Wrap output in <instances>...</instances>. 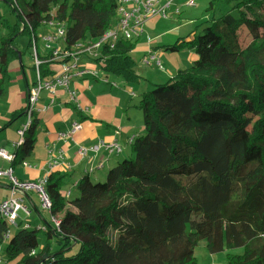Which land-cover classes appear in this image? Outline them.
Returning <instances> with one entry per match:
<instances>
[{"label":"trees","instance_id":"obj_1","mask_svg":"<svg viewBox=\"0 0 264 264\" xmlns=\"http://www.w3.org/2000/svg\"><path fill=\"white\" fill-rule=\"evenodd\" d=\"M137 1L6 0L17 21L0 39V99L20 55L18 35L30 34L37 49V29L52 24L65 30V51L87 47L116 26L124 4L132 3L130 11ZM206 11L203 29L167 48L193 51L197 60L141 93L145 130L129 142L130 155L113 154L120 160L102 177L82 174L75 198L62 191L67 175L50 174L44 191L56 224L11 232L0 215L8 263L198 264L195 248L208 240L211 253L243 250L228 253L226 264H264V0H211ZM154 18L139 37H120L91 59L107 75L138 80L132 53ZM50 65H41L42 76ZM30 127L14 163L34 150L36 119Z\"/></svg>","mask_w":264,"mask_h":264},{"label":"crops","instance_id":"obj_2","mask_svg":"<svg viewBox=\"0 0 264 264\" xmlns=\"http://www.w3.org/2000/svg\"><path fill=\"white\" fill-rule=\"evenodd\" d=\"M164 2V0H160L159 5H163ZM187 2L188 0H174L172 5L167 8V18L158 17L149 21L144 26V32L137 42L136 49L132 53L133 61L135 58H139L145 69L151 70V68L154 67L159 69L158 65L164 66L163 62L169 66V70L165 72H162V68H160V72L151 78L153 82L168 81V79L175 76L179 70L184 69V67L179 69L175 68L174 64H178L179 58L170 56L168 53L174 52L167 51V48L178 43L180 40L187 39L198 26L197 25L191 32H188L192 26V24L189 23L190 20L185 19L184 23L180 18H177L179 21L175 20L176 17L174 16H179L181 13L183 14V11L187 8L190 9V11L185 13L184 16L189 19L192 17L195 9L186 6ZM177 8L180 10L179 15L176 13L178 10ZM169 11L173 16L170 17L168 15ZM198 20L200 19L196 21ZM148 37L151 38L150 43ZM48 46L49 45H47V48ZM64 47L65 45L61 46L60 49L64 50ZM175 53H191L189 62L192 64L197 60V56L193 51L185 50ZM49 54L48 52L40 54L42 64L47 63L46 59L53 57V53L51 56H49ZM86 58L89 59L90 57L83 56L80 57L78 61L54 60L50 63V74H48L47 77L42 76L41 73L39 74H41L42 80L46 82L53 81L56 76L62 75V64H68L67 62H71L70 66L74 67L72 71L77 74L80 70H86L85 67L91 68L88 62H85ZM35 59L37 60V58ZM158 59L161 62H158ZM60 66L61 68H59ZM180 66L184 65L181 64ZM54 69H61V72L54 74ZM86 73L83 76H76V74L72 76L68 89L66 87H57L54 94L48 90H43L39 94L38 105L39 108L42 107L43 110L40 112L37 111L34 116V119L37 120V128L39 126L41 127L39 131H37L36 128V143L34 150L25 160H18L16 163L0 158L1 171L12 169L14 177L18 182L38 184L43 178L47 179L50 165L56 163V168L52 170V173H60L62 176H68L66 183H74V195L70 189H67V191L63 189L62 191H70V198H75L79 196L77 183L80 181L82 174L88 172V170L95 169L93 176L102 177L103 171L101 167L104 164H112L113 167L120 160V156H113V154L109 155L103 150L98 154L89 153L88 156L85 157L77 152L80 148H90L101 140L111 141L113 138L117 139L125 153L128 151L131 152V144L129 142L145 130L144 123L142 122V124L141 120H136L137 110L134 109H137V105H133V103L128 100V94L125 93V91H122L121 96H119L113 94L114 92L111 94L104 93L102 90L103 86H90V82L87 78L92 76L93 79L99 80L98 70H95L91 74ZM163 76L165 78H162ZM37 83L38 76H36L35 81H29L27 78V81H25L24 100L21 99V101L18 102L19 104H15L14 107L11 106L8 110H5L4 106H0L2 109L0 112L1 122L8 118L11 111L15 114L27 107L29 94L33 88L36 87ZM148 83L149 85L146 84V86L158 85L155 83L151 84L149 81ZM113 88L115 89L116 87L113 86L112 89ZM71 92L74 93V96ZM131 94V96L134 95L133 97H135L134 92ZM46 107L47 109H44ZM21 117L24 118L26 116L23 114ZM21 117L13 122L15 123L17 120L21 122L20 127L17 129H14L16 125L9 128L13 123L5 127L10 119L4 126H0V150H5L14 157L18 152V147L16 146L18 132L21 130L23 124L27 122V117L26 120ZM76 123L82 125V131L74 136V140H72L70 144L65 143V139L60 135L70 132L72 125ZM117 130H121L118 136L115 134ZM124 140L127 142L125 146ZM20 158L21 154L18 156V159ZM11 188L12 184L10 180L7 178L0 179V190H2L0 191V202L5 201L11 196ZM2 196L4 197L2 198ZM18 197L31 210V215L29 217L30 219L28 218L24 221V218H22L16 225L27 227L25 224L28 222L36 226H42L41 223L38 224L32 221L33 217L34 219H37V217H40V219L44 218L41 214V210L43 209L40 205L39 193L36 190H31L26 194H19ZM47 213L50 216V213ZM50 222H53L52 217H50ZM2 252L4 253L3 249ZM5 264L9 263L5 260Z\"/></svg>","mask_w":264,"mask_h":264},{"label":"rangeland","instance_id":"obj_3","mask_svg":"<svg viewBox=\"0 0 264 264\" xmlns=\"http://www.w3.org/2000/svg\"><path fill=\"white\" fill-rule=\"evenodd\" d=\"M72 1L73 0H71V2ZM190 1H192V0H188V2L186 3V6H188ZM210 1L211 0H194L195 6H192V8H194L195 10L193 11V15H192V17H190V19L187 18L186 16H184L185 13L190 11V9L187 8L185 11H183V14L181 13V15H179L180 10H179V8H177L178 10L176 13L179 16L175 15V13H174V15H175L174 17H176L175 20L179 21V19H177V18H180L183 23H184L185 19L190 20V22L189 21H186V22H189L190 24H192L191 29L188 30V32H191L193 29H195V27L197 25L198 26H199V24L202 25L203 21L209 20V16H208L209 14L207 13L206 10L209 6ZM156 2H158V1L156 0ZM124 6L128 10V9L132 8V3L124 4ZM157 7L158 8L166 7V3L164 2L163 5H160ZM180 9H182V8H180ZM166 12H167V10H166ZM168 15L170 17L173 16V14H171L170 11L168 12ZM161 17H163V16H161ZM197 19H200V20L196 21ZM16 21H17V16L14 12H12V6L9 3H7L6 0H0V39L2 37H5V36L11 34V32H12L11 28H12V26H14ZM21 27H23V25ZM200 28L203 29L204 26L202 25ZM59 32H61V31L59 30L58 26H54L52 24L42 25L37 29V31H36V37H37L36 44H37L39 54H43L45 52H48V54L50 53L49 56H51V54L53 53V57L49 58L50 60L47 59L48 64L52 63L54 60L55 61H64V60H70V58H76L79 60L80 57L89 56L90 58L89 59L86 58L85 62H88V64L91 66V68L85 67L86 70H82V71L83 72L85 71L88 74H91L95 70H98L99 80L93 79L92 76H89L87 79L90 82V86H103L102 90L106 94H111L112 92H114L113 94H117V95L121 96V94H122L121 92L125 91V93L128 94V100L130 102H132L133 105L138 106L141 93L146 92V91H150L154 87L153 85L152 86L151 85L146 86V84L149 85L148 81L151 84L155 83V84H159V85L167 82V80H163L162 82L159 81L160 83L159 82H153L151 78L156 76L158 74V72H160L159 71L160 67L158 66L159 69H157L155 67L151 68V70L145 69L141 63V60H139V58H135V60H134L135 64H136L134 70H135V73L137 74V76L139 77L138 80L129 79L125 75H122V74L118 75L115 73H109L107 75L105 73V71L100 68V65L96 61L91 59V58H94V55H92V54L86 55V53H84V52L78 53L79 55L76 53H67L68 59H62L60 56L56 55V51H55V50L60 49L61 46L64 45V37L62 35H59ZM58 36H60V38ZM53 37L56 40H54L53 42L47 41L48 38H53ZM31 39H32V36L30 34L18 35L16 38V42H17L18 48H19L18 52L20 55L16 59H13V61L8 66V78H7V81L4 85L5 86L4 87L5 94L0 99V104H1L0 106H4L5 110H8L11 106L14 107L15 104H19L18 102L21 101V99L24 100L25 81H27V78L29 81H35L36 76H38L37 72L41 73V65H42L41 59L40 58H38L37 60L35 59L37 56L36 55V48H35L34 41H33V45H30ZM47 45H49L48 46L49 49L47 48ZM90 45L91 44L84 45V46L88 47ZM72 50L76 51V49H72ZM81 51H84V50H81ZM169 52H171V51H169ZM168 54H170V56H172L174 58H179L178 64H174L175 68H177V69H179L181 67H184V69H186V68H189L193 65L192 63L189 62L191 53H182V54L168 53ZM178 56H180V57H178ZM187 60H188V62H187ZM67 63H68L67 66L71 65V62H67ZM163 64H164V66H162V72L168 71L169 66L164 62H163ZM181 64L184 66H180ZM36 66L38 67L39 70L36 69ZM55 66L58 67L57 65H55ZM59 68H61V66ZM60 70L61 69H54V74L60 73L62 71V70L61 71ZM74 71H75V69H74ZM162 78H165V77L163 76ZM49 82H51V81H49ZM46 83H48V82H46ZM113 86H115L116 88L112 89ZM55 87L57 88V86H55ZM45 88L52 93L53 88H50L49 86H46ZM46 89H44V90H46ZM132 92L135 93V97H133L134 95L131 96ZM39 96L40 95H38V97H37L36 103L39 102ZM28 101H29V98H28ZM27 107H28V104H27ZM27 107L25 110V116L27 117V122L25 124H23L21 130H19V132H18V141L16 143L17 147H21L22 143L24 142V136H25L26 132L31 128L30 126L32 124V121L35 118L34 117L35 113L37 111L40 112L43 110V108L42 107L39 108V105L37 104L36 110H35L33 116L29 119V117H28L29 114L27 113ZM44 109H47V107ZM134 110H137L136 120L137 119L139 121L141 120V123H142L143 122L142 112L139 110L138 107H137V109H134ZM1 111H2V109L0 107V112ZM13 113L14 112L11 111V113L9 114L7 119H4L2 122L0 121L1 127L7 123V121L10 119V117L12 116ZM73 115L75 116L74 113H73ZM26 117H24V118L21 117V118L26 120ZM14 125H16V126H14ZM20 125H21V122L19 120H17L15 123L11 124V126L9 128L14 126V129H17L20 127ZM133 125H135V124H133ZM40 129H41V127L39 126L37 128V131H39ZM81 131H82V125L80 123H76V124L72 125L71 133H73V134L76 133V135H77ZM35 132H36V130H35ZM117 132H118V134H117ZM67 134L62 133L60 136L65 139L64 140L65 143L70 144V142L72 140H74V136H76V135L71 136V135H67ZM115 134L118 136L120 134L119 130L115 131ZM123 139H126V138H123ZM114 140L115 139L112 138L111 141L104 140V142L109 144L112 141L114 142ZM97 144H98V142L90 148H80L77 152L79 154L88 152V154H89V153H91L89 150H96L97 149ZM125 145H127V142L124 140V146ZM102 150L107 152L104 149H102ZM102 150H100L99 152H101ZM107 154L112 155L109 152H107ZM127 154L130 155L131 152L128 151ZM0 158L4 159L6 161H9V162L15 161V157L12 156L11 154H8V152H6L5 150H0ZM51 168H53V169H51ZM54 168H56V163L50 165V170L48 172L49 175L46 173L48 177L50 176V174H52V170H54ZM110 168H112V164L110 165L107 163L101 167L104 174L107 173L110 170ZM93 170H95V169H93ZM0 174L3 175V176H1V178H7L8 180L11 179L10 176H12V178H14V173H13L12 169L5 170V171L0 170ZM5 176H8L10 178L5 177ZM46 180H45V178H43L42 180H40V182L45 183ZM10 182H11V180H10ZM18 183L22 186H29L30 189H35L37 191H38V189L36 187L42 186V184H39V183L38 184L22 183V182H18ZM63 189H64V191H67V189H70L73 193L75 191L74 183L73 182H67L63 186ZM0 191H2V190H0ZM11 193L13 194V191ZM65 194H66L65 197H68L71 193L69 191V192H65ZM73 195H74V193H73ZM3 197L4 196H2V198ZM51 203H52V201H51ZM40 205H41V203H40ZM28 213H29L28 215H30L29 210H28ZM41 214L44 216V218H43L44 220L40 219V217H37V219H34V217H33L32 221L35 223H38V224L41 223L42 226L39 225L38 227L43 229V227L45 226V222H48V223L50 222V216L48 215L47 212H45L43 210H41ZM22 218H24L23 219L24 221L27 220V216H24L22 213H20V214L18 213V217L15 220V223H11L7 219H5V218L4 219L8 222L9 228L11 229V232H14L18 228V225H16V224H18V221L21 220ZM0 220H1V217H0ZM52 220L54 223L56 222L55 219H52ZM25 225L29 226V223L27 222ZM110 236L114 238L115 232L112 231L110 233ZM4 239L5 240L8 239V234H6L4 236ZM38 239H39L38 249L40 251L41 247L44 246L45 237L41 233H39ZM1 248L3 249V251H5L6 246L4 245V246L0 247V264H5V259L3 258L4 253L2 252ZM228 253H231L234 255H242L243 250L237 249V250H233L230 252L223 251V252H219V253H211L209 251V241L208 240H201L198 243L197 247L195 248V257L197 259L198 264H226ZM20 260H21V257H19L18 259L12 260L9 264H19Z\"/></svg>","mask_w":264,"mask_h":264},{"label":"built area","instance_id":"obj_4","mask_svg":"<svg viewBox=\"0 0 264 264\" xmlns=\"http://www.w3.org/2000/svg\"><path fill=\"white\" fill-rule=\"evenodd\" d=\"M121 3L124 2V0H119ZM130 0H126V2H129ZM138 0L136 2L135 7H133L132 10L127 11L123 7H121L119 11V21L114 26L112 30L107 32L96 44H91L88 47H83L79 46L76 48V51L73 50H55L56 55L60 56L62 59H68V54L67 53H80L84 52L87 54H92L94 55V58L100 56V52L103 48L104 45L110 44L111 46H114V44H111L113 42H116L117 40L120 39V37H124L125 40H132L135 37H139L140 34L142 33V27L148 19L157 17V16H163L164 18L167 17V8L172 5L174 0H164L166 3V7H161L158 8L157 6L160 3V0ZM188 6L192 7L194 6V2L190 1ZM61 32H59V35H62L65 37V30L64 28L61 29L59 28ZM60 38V36H58ZM49 42H53L56 40L54 37L53 38H48L47 39ZM85 48V49H84ZM84 50V51H81ZM79 55V54H78ZM70 60L73 61H78L76 58H70ZM68 64H62V75L56 76L53 81L46 83L45 80H42L41 75L38 73V83L36 87L33 88V90L29 94V101H28V107H27V113L29 114V119L33 116L36 106L38 104L37 97L40 94V92L44 89H46V86H49L50 88H53L52 93H55L56 87H66L68 89V86H70L71 82V77L75 76L76 73L72 71L74 68L73 66H67ZM37 67V66H36ZM38 69V67H37ZM39 70V69H38ZM85 72V71H84ZM82 70L78 71L76 76H83L84 73ZM53 86V87H52ZM47 90V89H46ZM71 94L74 96V93L71 92ZM36 103V104H35ZM120 132V131H119ZM118 134V132H117ZM67 135L74 136L76 135L70 132ZM131 143V141H130ZM106 150L110 154H121L122 152V147L119 145L117 139L114 140V142H110L107 144L104 142V140H101L97 144V149L96 150H89L91 153L98 154L100 150ZM88 152L86 153H81V155H87ZM3 176L0 174V177ZM8 177V176H5ZM11 177V192L13 191V194L11 193V196L3 202H0V215L3 216L5 219L10 221L11 223H15V220L18 217V213H22L24 216H27V219L31 215V210L26 207L23 204V201L18 197L19 194H26L28 191L35 190V189H30L29 186H22L18 183L16 178ZM8 177V178H10ZM46 180V179H45ZM47 181V180H46ZM39 184H42L40 187H36L38 189V193L40 196V203H41V208L44 211H51L52 203L49 197L46 195L44 188L46 185L45 183L40 182ZM28 210L30 211V215H28ZM27 213V214H26Z\"/></svg>","mask_w":264,"mask_h":264},{"label":"clouds","instance_id":"obj_5","mask_svg":"<svg viewBox=\"0 0 264 264\" xmlns=\"http://www.w3.org/2000/svg\"><path fill=\"white\" fill-rule=\"evenodd\" d=\"M36 48V47H35ZM37 58V57H36Z\"/></svg>","mask_w":264,"mask_h":264}]
</instances>
